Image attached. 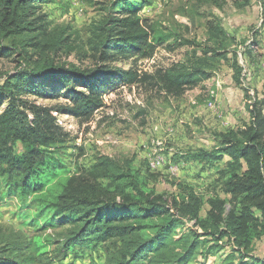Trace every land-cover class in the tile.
Segmentation results:
<instances>
[{"label": "rangeland", "instance_id": "obj_1", "mask_svg": "<svg viewBox=\"0 0 264 264\" xmlns=\"http://www.w3.org/2000/svg\"><path fill=\"white\" fill-rule=\"evenodd\" d=\"M131 1L133 12H129ZM39 5L37 25L44 26L49 35L38 37L48 46L9 51L19 42L10 37L5 42L8 48L0 54V76L19 71L20 53L26 52L31 63L53 59L56 65L68 68L74 64L90 73L105 66L109 88L101 96L103 105L88 115L65 110L76 104L71 95L64 94L72 82L58 95L43 97L29 91L22 96L31 103L53 107L59 155L65 166L48 176L43 188L37 185L26 196L0 199V258L24 259L35 252L52 251L54 240L64 239L73 226L60 217L52 226L47 221L49 204L43 200L48 201L73 175L90 170L100 155L129 161L148 191L174 196L194 192L203 199L202 217L210 209L208 199L219 196L229 200L230 195L222 189L221 170L230 157L206 163L190 154L214 149L218 145L216 134L235 131L249 122L250 105L264 97L261 0H47ZM125 13L140 18L151 36V48L133 52L105 48L109 38L119 36L112 26ZM57 39L64 41L53 45ZM233 50L241 69L240 83L233 69ZM103 54H111L110 61L102 59ZM177 63H185L189 69L201 67L208 77L171 85L163 75ZM122 71L136 74L137 81L116 80ZM6 105L0 104V112ZM17 150L22 151V144ZM156 155L165 161L153 168ZM186 228L179 227L176 233ZM153 232L148 229L141 236L149 237ZM251 249L253 255L264 258V233ZM200 250L187 264H229L225 259L230 245L207 257ZM124 251L120 238L103 240L94 234L54 264H116Z\"/></svg>", "mask_w": 264, "mask_h": 264}, {"label": "trees", "instance_id": "obj_2", "mask_svg": "<svg viewBox=\"0 0 264 264\" xmlns=\"http://www.w3.org/2000/svg\"><path fill=\"white\" fill-rule=\"evenodd\" d=\"M41 1L47 0H0V54L8 48L5 42L10 37L18 38L19 42L9 51L48 46L38 37L49 35L44 26L37 25ZM132 4L133 1L129 12L134 11ZM261 5L264 12V0ZM125 14L114 20L112 26L119 36L109 38L104 47L114 52L151 48V36L140 18ZM63 41L57 39L53 45L59 46ZM20 55V70L0 76V104H7L0 112V199H11L16 194L26 196L37 185L43 188L50 180L48 176L65 166L59 155L53 107L31 103L22 96L29 91L43 97L58 95L72 82V88L64 94L71 95L76 104L65 110L88 115L103 105L101 96L109 88L105 66L90 73L74 64L68 68L56 65L53 59L31 63L26 52ZM110 56L103 54L101 58L110 61ZM237 58L235 54L233 69L240 83ZM136 76L122 71L116 80L123 77L132 83L137 81ZM163 77L171 85H183L208 76L201 67L189 69L185 63H177ZM249 109L250 121L235 131L216 134L218 145L214 149H198L190 154L206 163L221 160L224 155L230 157L221 170L222 189L230 199L219 196L208 199L210 209L205 217L200 214L203 199L194 192L174 196L148 191L129 161L100 155L90 170L73 175L48 201L43 200L49 204L47 221L52 226L59 217L73 226L64 239L54 240L56 246L52 251L35 252L24 259L0 258V264H54L64 260L70 248L83 244L94 234L103 240L120 238L125 251L116 264H187L201 246L205 250L200 253L207 257L227 245L230 251L225 260L229 264H264V258L251 253L254 241L264 233V97L257 98ZM19 144L21 152L17 150ZM189 222L193 225L189 226ZM186 226L181 234L176 233L179 227ZM148 229L154 231L153 235L141 236ZM211 241L213 244L208 245Z\"/></svg>", "mask_w": 264, "mask_h": 264}, {"label": "built area", "instance_id": "obj_3", "mask_svg": "<svg viewBox=\"0 0 264 264\" xmlns=\"http://www.w3.org/2000/svg\"><path fill=\"white\" fill-rule=\"evenodd\" d=\"M165 161V159H163V157L161 155H156L154 157V160L151 162V167H158L161 164H163Z\"/></svg>", "mask_w": 264, "mask_h": 264}]
</instances>
